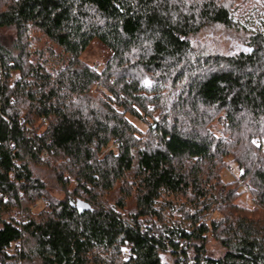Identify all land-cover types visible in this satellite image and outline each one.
<instances>
[{"label":"trees","instance_id":"1","mask_svg":"<svg viewBox=\"0 0 264 264\" xmlns=\"http://www.w3.org/2000/svg\"><path fill=\"white\" fill-rule=\"evenodd\" d=\"M263 146L264 0H0V264H67L69 213L91 264H264Z\"/></svg>","mask_w":264,"mask_h":264},{"label":"rangeland","instance_id":"2","mask_svg":"<svg viewBox=\"0 0 264 264\" xmlns=\"http://www.w3.org/2000/svg\"><path fill=\"white\" fill-rule=\"evenodd\" d=\"M254 24L256 20L253 21ZM242 40L232 32L224 30H211L203 34L200 40V46L204 50L211 49L221 54H233L242 51ZM109 54L99 45L92 47L84 56L83 61L89 66L97 69L105 63ZM49 182L53 183L51 175L44 173ZM227 177L231 175L227 174ZM240 205L251 207L253 199L249 194L244 196ZM98 217H95V219ZM62 234L70 237L67 249L60 258L67 264H91L99 252L105 247L112 237V233L107 231L102 225L86 215L77 218L74 214L69 213L66 223L54 221ZM209 255L218 257L221 250L215 245H209Z\"/></svg>","mask_w":264,"mask_h":264},{"label":"built area","instance_id":"3","mask_svg":"<svg viewBox=\"0 0 264 264\" xmlns=\"http://www.w3.org/2000/svg\"><path fill=\"white\" fill-rule=\"evenodd\" d=\"M220 137H222V136H220ZM263 148H264V146H263ZM233 173H234V169L233 168H228L227 174L228 175H232ZM240 186H241L242 190H244L246 192H248L250 190V187H249L248 184H241Z\"/></svg>","mask_w":264,"mask_h":264},{"label":"water","instance_id":"4","mask_svg":"<svg viewBox=\"0 0 264 264\" xmlns=\"http://www.w3.org/2000/svg\"><path fill=\"white\" fill-rule=\"evenodd\" d=\"M77 210H78L81 214H83V213H87V212H90V208H82L81 205H78V206H77Z\"/></svg>","mask_w":264,"mask_h":264}]
</instances>
